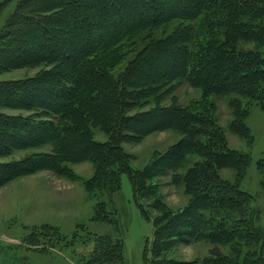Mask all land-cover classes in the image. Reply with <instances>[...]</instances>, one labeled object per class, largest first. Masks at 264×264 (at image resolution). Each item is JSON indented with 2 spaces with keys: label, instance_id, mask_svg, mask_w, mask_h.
Returning a JSON list of instances; mask_svg holds the SVG:
<instances>
[{
  "label": "trees",
  "instance_id": "obj_1",
  "mask_svg": "<svg viewBox=\"0 0 264 264\" xmlns=\"http://www.w3.org/2000/svg\"><path fill=\"white\" fill-rule=\"evenodd\" d=\"M17 68L37 70L0 79V186L43 170L78 179L96 199L91 219L115 222L125 173L141 214L155 211L143 264L196 263L171 254L198 241L229 250L200 264H264V226L239 186L250 157L228 145L211 98L225 96L229 129L249 136V105L264 111V0H16L0 21V74ZM181 82L199 97L164 104ZM166 129L180 137L133 168L123 143ZM16 151L26 154L3 159ZM84 161L92 173L81 179L72 165ZM165 175L183 205L165 202ZM92 255L120 261L122 238L94 234Z\"/></svg>",
  "mask_w": 264,
  "mask_h": 264
},
{
  "label": "rangeland",
  "instance_id": "obj_2",
  "mask_svg": "<svg viewBox=\"0 0 264 264\" xmlns=\"http://www.w3.org/2000/svg\"><path fill=\"white\" fill-rule=\"evenodd\" d=\"M15 1L12 0L6 7L1 22L13 9ZM36 70L10 69L1 73L0 79L25 77ZM199 95L198 89L181 82L164 104L173 101L184 104ZM211 98L216 103L217 120L225 130L228 145L250 157L239 186L252 195L250 206L257 211L264 226V166L258 164L260 160L264 163V111L255 102L249 105L244 120L249 127V136H240L228 127L232 115L226 97ZM94 137L104 140L106 136L94 130ZM179 137L175 130L156 131L137 143L124 142L123 149L131 156V166L140 168L155 152L165 150ZM25 154L26 151H16L3 159L19 158ZM72 168L81 179L92 173L89 161L75 163ZM220 173L227 179H233L234 171L231 169L223 168ZM157 183L168 205L178 207L185 203L187 198L182 188L171 183L170 175L159 177ZM95 201L94 197L87 195L80 180L61 177L46 170L3 184L0 186V264H95L91 261L94 234L122 238L123 259L112 264H143V254L153 239L152 216L155 211L150 209L151 219L141 214L128 175H121L120 189L115 195V222L91 219ZM216 247L223 253L229 252L226 246L198 241L178 244L171 256L186 261L196 259L193 264H200L199 259Z\"/></svg>",
  "mask_w": 264,
  "mask_h": 264
}]
</instances>
